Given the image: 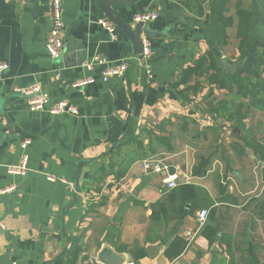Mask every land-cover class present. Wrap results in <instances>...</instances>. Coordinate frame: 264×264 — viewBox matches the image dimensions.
Here are the masks:
<instances>
[{"label": "crops", "instance_id": "1", "mask_svg": "<svg viewBox=\"0 0 264 264\" xmlns=\"http://www.w3.org/2000/svg\"><path fill=\"white\" fill-rule=\"evenodd\" d=\"M184 1L113 6L132 28L137 13L159 12L148 25L164 34H142L152 47L148 78L134 60L139 56L130 39L97 0H63L64 51L57 59L45 44L53 24L51 0H0V62L8 64L0 74V192L17 185L14 192L0 193V264H66L65 252L75 240L81 248L75 264H106L99 257L104 246L118 253L122 264H264V162L238 137L243 132L236 125V107L248 99L206 83L182 103L173 89L180 70L209 49L214 35L209 0H191L206 7L201 19ZM226 8L233 25L221 54L230 65L240 63L234 72L245 75L258 55L264 56V0H227ZM242 11H248L243 20L252 17L256 41L238 60ZM100 20L112 23L115 36ZM95 55L106 58L107 66L128 57L134 61L124 75L104 82V66H82ZM85 76L96 81L73 87ZM34 84L49 92L50 105L67 100L78 114H52L49 107L32 111L16 88ZM209 86L210 94L202 96ZM198 98L217 106L197 109L192 103ZM224 105L233 110L228 116L235 120L233 132L234 124L224 121ZM255 114L261 117L253 123ZM263 119L264 109L251 107L245 120L261 142ZM27 138L30 170L12 175L8 167L19 164ZM153 156L175 168L176 186L164 180L171 173L143 168ZM203 209L209 214L200 227ZM184 242L177 257L167 254Z\"/></svg>", "mask_w": 264, "mask_h": 264}, {"label": "trees", "instance_id": "2", "mask_svg": "<svg viewBox=\"0 0 264 264\" xmlns=\"http://www.w3.org/2000/svg\"><path fill=\"white\" fill-rule=\"evenodd\" d=\"M227 0H209L206 6L210 11L209 28L213 32V37L208 39L209 49L201 55L193 65L182 68L179 72L177 80L173 84V89L176 95L181 99L182 103H188L193 97L198 96L206 83L215 85L220 89L229 91L236 90L242 97L248 99V103L240 102L237 105L238 118L236 125L242 135L238 137L248 146L254 148L257 157L264 162V141L258 137L250 135L246 129V118L249 116L251 107L264 109V56L258 55L254 68L245 75L229 72L221 63V49L227 45L229 35L227 29L233 25V19L226 15ZM183 5L187 10L193 11L199 19L206 14V7L203 4L196 5L191 0H186ZM248 14V11L240 13L241 20L238 25V37L240 38V56L238 60L244 59L252 50L256 41L254 36V23L252 17L249 16L243 20V14ZM193 22H201V20L193 19ZM134 99L137 102L135 94ZM137 109L140 108L139 101L136 103ZM205 170V168L203 169ZM185 189L192 188L190 185H184ZM183 241V240H181ZM186 247V242L183 243L180 249L169 248L167 254L170 257H177ZM81 248L77 246L76 240L74 245L67 249L65 255L67 257L66 264H75Z\"/></svg>", "mask_w": 264, "mask_h": 264}, {"label": "built area", "instance_id": "3", "mask_svg": "<svg viewBox=\"0 0 264 264\" xmlns=\"http://www.w3.org/2000/svg\"><path fill=\"white\" fill-rule=\"evenodd\" d=\"M63 0H51V10H52V27L49 30L45 44L49 55L57 59L59 58L64 51V20H63ZM159 17V12L157 10H143L137 13L134 16V22L136 23H151L154 20H157ZM104 27H106L113 36H115V27L108 20H100L99 21ZM143 45V58L135 57V61H139L143 66L145 74L148 78L152 77V47L150 43V39L148 37L141 38ZM133 58L128 57L122 60L118 65L107 66L108 61L106 58L95 55L91 59L86 60L82 63V66L87 70H92L96 66H104L101 70L102 79L104 82H108L114 76L124 75L131 63L134 61ZM8 69V64L6 62H0V74H4ZM96 81L93 76H85L76 80L73 83V87L81 88L87 86L88 84H92ZM16 92L25 96L28 100V105L32 111L43 110L49 107V111L52 114H62V113H70V114H78V109L74 105H71L67 100H59L54 104H51V97L49 92L40 84H34L27 88H16ZM31 144V140L29 138L25 139L21 143V148L23 149V154L21 156L20 162L17 165H12L8 167V172L15 176H26L30 170L29 168V154L27 153V148ZM143 168L148 172H155L158 174L166 175L168 173V169L170 166L165 162V160L158 156H153L148 159H145L142 162ZM178 174H172L165 176V181L169 185V187L176 186V180L178 179ZM50 181H55L56 178L54 176H48ZM17 189V185L11 184L1 190V194H9L14 192ZM209 211L207 209H203L199 212L198 222L201 227L207 217ZM1 218V211H0ZM12 264H19L18 262H13Z\"/></svg>", "mask_w": 264, "mask_h": 264}, {"label": "water", "instance_id": "4", "mask_svg": "<svg viewBox=\"0 0 264 264\" xmlns=\"http://www.w3.org/2000/svg\"><path fill=\"white\" fill-rule=\"evenodd\" d=\"M136 0H97L99 6H101L105 12V14L120 27L123 32L128 36L132 43L133 52L139 56L140 59L143 58V45H142V34L144 33L146 36L152 37L157 34H164L162 31L152 30L148 24L145 23H137L134 28L128 25L116 12L113 6H129L133 4ZM221 63L224 65L226 70L234 72L239 67V64L230 65L227 62L225 57H222ZM175 171L174 167H170L168 172L173 174ZM113 250L109 246H104L100 253V260L106 264H122L123 260L119 257V254L112 252ZM118 254V255H116ZM109 256L110 262H106V257Z\"/></svg>", "mask_w": 264, "mask_h": 264}, {"label": "rangeland", "instance_id": "5", "mask_svg": "<svg viewBox=\"0 0 264 264\" xmlns=\"http://www.w3.org/2000/svg\"><path fill=\"white\" fill-rule=\"evenodd\" d=\"M210 90H211V87L209 86V89H206L205 91H204V93L202 94V96H204L205 94H210ZM216 94H219V95H222V94H227V93H222V92H217ZM218 95V96H219ZM230 97L232 96L231 94L229 95ZM215 97V96H214ZM202 99V98H201ZM201 99H194V103H192V106L193 107H195V108H197V109H200V110H212V108L213 109H215L216 108V106H217V103L215 102H210V106H212V107H210V106H206L205 104L206 103H201V101H203V100H201ZM205 102V101H204ZM229 106H231V104H228V107ZM228 107L226 106V105H224V106H222L221 107V110H222V112L224 113V121H226L227 123H229V124H234L235 123V120H230V118H228V116H229V111H233L232 109H230V110H228ZM261 117V115L260 114H255V118L252 120L253 121V123H255V121L257 120V118H260ZM264 120V119H263ZM234 126H235V124L232 126V129L230 130V132H233V128H234ZM231 137V136H230ZM226 139H227V135H226Z\"/></svg>", "mask_w": 264, "mask_h": 264}]
</instances>
